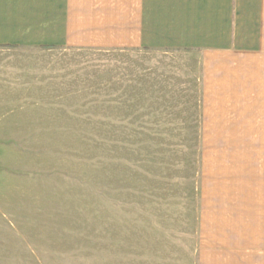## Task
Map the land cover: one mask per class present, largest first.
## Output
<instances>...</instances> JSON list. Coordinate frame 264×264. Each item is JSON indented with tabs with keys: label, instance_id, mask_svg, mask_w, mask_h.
Masks as SVG:
<instances>
[{
	"label": "rangeland",
	"instance_id": "1",
	"mask_svg": "<svg viewBox=\"0 0 264 264\" xmlns=\"http://www.w3.org/2000/svg\"><path fill=\"white\" fill-rule=\"evenodd\" d=\"M240 37L257 49L211 92L189 51L0 46V264H264L260 35Z\"/></svg>",
	"mask_w": 264,
	"mask_h": 264
},
{
	"label": "crops",
	"instance_id": "2",
	"mask_svg": "<svg viewBox=\"0 0 264 264\" xmlns=\"http://www.w3.org/2000/svg\"><path fill=\"white\" fill-rule=\"evenodd\" d=\"M252 34L264 116V0H0V46L189 51L210 92L235 89L240 54L257 49L240 36Z\"/></svg>",
	"mask_w": 264,
	"mask_h": 264
}]
</instances>
